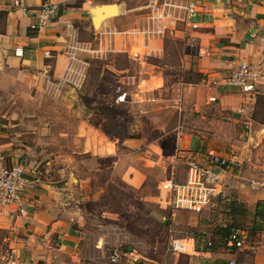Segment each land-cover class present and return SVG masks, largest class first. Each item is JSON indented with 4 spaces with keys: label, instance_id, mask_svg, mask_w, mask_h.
Instances as JSON below:
<instances>
[{
    "label": "rangeland",
    "instance_id": "rangeland-1",
    "mask_svg": "<svg viewBox=\"0 0 264 264\" xmlns=\"http://www.w3.org/2000/svg\"><path fill=\"white\" fill-rule=\"evenodd\" d=\"M115 17L108 15L102 21ZM100 28L95 29L96 34ZM153 45L160 46L157 41ZM160 47V52L137 60L119 53L102 58L96 53L81 55L88 64L80 67L84 73L80 86L65 95L73 87L68 84L70 87L45 95L40 103L34 94L7 92L0 85V143L8 144V152L17 154V159L24 156L30 165L29 176L55 182L61 198H71L76 206L78 216L73 224L81 240L75 264H129L124 254L131 249L138 258L133 264H186L187 255L167 251L172 240L200 242L208 236L217 242L213 233L229 226L247 230L252 239L259 232L254 229L253 211L255 198L262 193H251L246 186L240 189L243 194L232 189L230 201H218L201 214L179 211L173 222H162L168 212L161 204L160 183L173 177L172 173L176 181L185 175L183 162L172 163L175 129L203 135L220 151L230 150L227 154L240 155L246 137L227 124L216 137L203 134L200 114L185 111L187 105L182 101L184 85L201 79L194 71L195 60L189 57L193 50L173 36H166ZM123 94L124 102L116 103ZM88 115L94 125L118 140L116 164L107 157L81 153L75 135L79 121ZM129 140L140 141L141 151L122 147L121 143ZM196 146L194 140L193 148ZM263 146L251 150L254 164L264 165ZM152 148L162 156L161 163L165 162L161 167L142 159L145 150L151 158L156 157ZM133 168L144 176L139 188L130 187L123 179ZM231 201L236 203L234 214L228 209ZM116 254L118 259L113 260Z\"/></svg>",
    "mask_w": 264,
    "mask_h": 264
},
{
    "label": "crops",
    "instance_id": "crops-1",
    "mask_svg": "<svg viewBox=\"0 0 264 264\" xmlns=\"http://www.w3.org/2000/svg\"><path fill=\"white\" fill-rule=\"evenodd\" d=\"M114 1L117 5L115 15H118L103 23L101 20L98 24L101 28L96 34L90 9ZM148 1L21 0L28 8V12L22 14L14 8L12 0H0V85L7 92L34 94L40 103L45 95L70 87L68 84L73 87L65 95L72 94L84 74L80 67L88 64L81 59V55L101 51L96 53L101 58L110 53H119L137 60L152 52H160L164 38L146 40L143 44L127 40L125 43L128 52L123 53L118 51L121 45L119 41L112 40L110 43L99 36L104 31L121 32L143 27L144 10ZM44 2L56 4L58 10L47 28L37 32L30 29L33 11ZM196 2L198 13L190 22L197 23L198 28L192 30L178 26L179 32L173 36L193 50L189 57L195 60L194 71L201 76L197 83L184 85L182 101L187 105L184 109L200 114L198 123L206 136L216 137L221 132L222 125L227 124L234 130L244 132L242 137L248 135L257 140L260 130L264 129V123L253 120L255 111L264 113V0ZM153 41H157V45L159 42L160 46H154ZM108 46L114 48L113 52H104ZM71 47L78 48L75 51V61L66 54V51H71ZM135 49L139 50L137 59L132 58ZM239 59L254 65L261 73L257 94L253 99H248L224 83L231 72V65ZM210 98H215V102L210 103ZM240 110L243 112L240 113ZM75 136L79 138L82 154L96 158L107 157L113 160V164L117 163L114 158L118 154V140L112 139L100 125H94L90 121V115L81 118ZM194 140L197 141V146L193 148ZM208 140L203 135L188 134L177 127L172 163L197 152L212 150L220 156H226L230 151H220V148ZM123 143L122 147L131 152L141 151L140 141L129 140ZM8 147V144L0 143V155L6 157L8 164L23 166L26 177L31 180V187L25 198L28 202L27 219L11 220L7 210L0 209V264H75L81 240L80 232L73 224L78 216L76 206L71 198H61L55 182L46 181L37 175L29 176L27 168L30 165H26L24 156L21 154L17 159V154L8 152ZM152 149L156 157L151 158L150 151L145 150L142 152L145 154L142 159L149 165L161 167L165 162L161 163L162 156ZM26 153L28 152H24ZM244 155L245 151H242L240 156ZM258 155H262V152ZM132 171L123 175V179L128 181L130 187L139 188L144 182V176L137 168ZM226 182L232 185L231 188L237 194L244 193L240 190L244 187L237 184L235 179L230 178ZM260 198H264V193L256 197L255 202ZM257 238H261L262 244L256 251L231 255L224 253L220 245L206 251L198 242L194 254L185 257L186 264H228L231 259L236 264H264V230L257 233L255 239Z\"/></svg>",
    "mask_w": 264,
    "mask_h": 264
},
{
    "label": "built area",
    "instance_id": "built-area-1",
    "mask_svg": "<svg viewBox=\"0 0 264 264\" xmlns=\"http://www.w3.org/2000/svg\"><path fill=\"white\" fill-rule=\"evenodd\" d=\"M197 0H149L145 10V25L127 31L110 32L104 31L99 34L103 39L119 41V52L127 53L125 41L143 44L146 40L166 36H174L179 30L178 26L184 28L197 29L198 24L190 22V19L198 13ZM16 10L22 14L28 12V8L23 5L21 0H12ZM264 4V2H263ZM56 4L44 2L35 11H33V21L30 29L42 32L52 22L57 13ZM67 27H69L67 25ZM76 47H71V51L66 54L71 60H77L75 57ZM114 48L108 46L104 52H113ZM97 51L95 53H99ZM199 54L202 55L201 50ZM132 58H138V52L132 53ZM261 79V73L252 64L237 60L231 65V72L225 78L226 86L233 88L248 99H253L257 94V87ZM80 84L77 86L79 87ZM126 95L117 97L116 103H122ZM209 102H215V98H210ZM240 113L243 110L239 111ZM260 137L255 140L246 135L244 144L245 155L240 157L235 152H230L226 156H220L218 153L207 150L190 154L183 160L185 175L182 181H176L173 177L165 179L160 183V190L164 194L161 202L162 207L168 212L162 216L163 223L173 222L176 212L183 211L193 214H201L210 209L218 201L228 200L231 184L226 181L231 178L236 180L237 184L242 185L254 194L264 193V165L254 164L251 161V150L264 144V129L260 130ZM121 145H124L122 142ZM248 172V174H247ZM248 175L245 178V175ZM242 180L246 184L242 183ZM31 187V180L25 175L22 165H11L7 163L6 157L0 155V209L7 210L11 220L17 218H28V202L26 195ZM257 202H264L260 198ZM191 242V250H186L184 244ZM200 247L206 251L215 248L211 237H202ZM262 244L261 238L252 239L249 232L244 229H232L221 241V250L228 254H239L241 252H254ZM198 242L192 239H176L168 244V252L173 254H185L191 256L196 250ZM135 250H127L124 257L129 264H133L138 258L135 256ZM113 260L118 259L116 254ZM228 264H236L234 259L228 260Z\"/></svg>",
    "mask_w": 264,
    "mask_h": 264
},
{
    "label": "trees",
    "instance_id": "trees-1",
    "mask_svg": "<svg viewBox=\"0 0 264 264\" xmlns=\"http://www.w3.org/2000/svg\"><path fill=\"white\" fill-rule=\"evenodd\" d=\"M263 105H264V101H263ZM253 120L258 121L260 123H264V113L260 112V111H257V112L255 111L253 114ZM228 201H230V200H228ZM235 206H236V203L234 201H231L229 203L228 209L233 214L235 213V211H234ZM253 220H254V222H253L254 229L259 230V231H263L264 226H261V225H264V202H256L255 203V207H254V211H253ZM232 229H237V228H235L234 226H229L225 229L218 230L219 232L218 231L214 232L213 235L216 238L215 240L217 241V242L214 241V245L215 246L221 245V241L223 240V238L225 236H227V234Z\"/></svg>",
    "mask_w": 264,
    "mask_h": 264
},
{
    "label": "water",
    "instance_id": "water-1",
    "mask_svg": "<svg viewBox=\"0 0 264 264\" xmlns=\"http://www.w3.org/2000/svg\"><path fill=\"white\" fill-rule=\"evenodd\" d=\"M115 7L117 8L116 4H108V5L94 6L90 9V15L94 30L99 26L98 24L99 22H101V20H103L102 18L108 15L115 14L113 11V8L115 9Z\"/></svg>",
    "mask_w": 264,
    "mask_h": 264
},
{
    "label": "bare ground",
    "instance_id": "bare-ground-1",
    "mask_svg": "<svg viewBox=\"0 0 264 264\" xmlns=\"http://www.w3.org/2000/svg\"><path fill=\"white\" fill-rule=\"evenodd\" d=\"M113 11H114L115 14L117 13V10L114 9V8H113ZM115 14H114V15H115ZM117 15H118V14H117ZM117 15H115V16H117ZM184 246H185L186 250H191V243L186 242V243L184 244Z\"/></svg>",
    "mask_w": 264,
    "mask_h": 264
}]
</instances>
